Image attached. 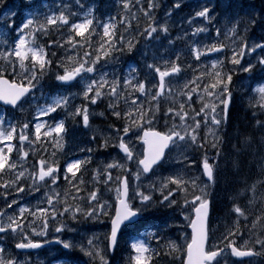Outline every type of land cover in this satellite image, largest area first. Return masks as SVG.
Segmentation results:
<instances>
[{
    "label": "rangeland",
    "instance_id": "rangeland-1",
    "mask_svg": "<svg viewBox=\"0 0 264 264\" xmlns=\"http://www.w3.org/2000/svg\"><path fill=\"white\" fill-rule=\"evenodd\" d=\"M153 2L159 5L150 12V16L154 18V21L144 15V11H148V0H140L139 4L136 3V0H128L130 5L129 10L124 9V0H101L98 13L94 12V7L88 3V0H79V3L77 0H33L31 5L27 3V0H7L10 12L15 11L17 13L13 18L17 26L26 17L36 13L37 10L39 13L36 16L38 22H46L45 15L59 16L61 12H64L68 17L69 25H60L57 22L55 25L48 26L49 31L55 36L54 40H58L60 44L64 45L63 47L54 45L51 48H46L48 58L54 59L55 68L57 69L54 70L56 74L58 72L63 74V67L58 68L57 65L67 64L68 56L84 59V52L88 51L92 55L87 59H94L97 55L96 50L102 42L105 48H107V40L113 39L115 41L114 37H105L103 30L104 23L113 25L110 18L114 16L119 17L120 37H118V42L127 55L121 56L119 54L121 48L116 44V41L115 48L111 51L110 56L106 59L102 58L96 64V71L94 73L82 74L85 77L84 80L79 79L74 85L68 87L59 86L61 83L56 80L58 87L53 91L50 98L42 96L37 91L28 98L27 103L23 104V110L20 107L7 112L0 109V116L4 117L3 127L8 129L9 122L16 126V133L10 142L13 151L8 155L10 162L17 163L16 169L8 171L6 168L4 173L0 174V183L14 180L16 174L23 170L25 171V177L18 182V186L26 187V191L19 195L16 194L15 189L12 187L8 189L0 188V193H9L7 201H5L3 196H0L2 211L8 215L18 216V209L21 206L28 207L34 212L37 205L41 208H46L49 212V226L46 234L38 236L34 235L32 231L33 228L37 232L43 229V219L40 218V213H37L35 218L26 213L24 219L21 221L25 227L22 232L19 231V238L22 239L25 235L29 237L38 236L42 239L45 238V241L59 239L75 245L72 249H65L62 244L52 245L42 253L34 252L28 255H17L11 253V247L14 245H10L9 241L0 238V248L4 249L3 257L5 259L11 257L17 260L18 264H93L91 258L84 256L83 252L80 251V245L83 244L87 248L88 239L95 237V244L103 251L108 264H130V257L135 255L131 245L136 240L160 252L159 256L154 257L147 264H178V261L172 260L171 257L165 256L163 253L166 251L165 246L169 241L178 242L183 247L185 237L190 239L189 221L184 220V216L188 215L192 219L193 209L191 205L181 208L183 198L180 194L176 195L177 206L168 207L167 202L161 205L159 201L163 197L160 185L164 177L179 175L188 181L198 177L197 183L199 187H204V184L207 182L204 180L200 169L205 159L202 148H196L195 146L185 149L173 148L171 152L167 153L162 166L156 168L155 174L142 175L140 180H136L134 176L119 169H108L107 171L112 176V179L108 181L105 171L106 164L113 161L123 162L120 160L122 155L118 147L111 146V143H118L117 133L114 129H122L126 121L124 118L117 119L114 117L112 115L113 109H110L111 118L96 114L94 106L97 103L90 105L84 101L82 96L83 88L85 83H90L92 79L99 80L102 75L107 74L106 79L109 83L114 79L120 82L117 97L113 99L109 95H104L97 102L108 97L109 103H113L114 106L118 105L116 110L122 114L141 105L147 110L150 104L155 106L157 101H152L150 96H143L131 87L126 88L123 83L124 78L128 77L132 79L133 84L144 82L146 87L151 90V94H154L159 86L160 78L154 68L149 69L147 65L152 63L163 71L170 70L172 63L175 62L181 68V71L165 77L166 87L163 96L158 98L159 111L156 114L153 127L156 128L160 123V115H163L164 119L170 123L169 128L174 123L180 125L181 121L179 116H175V112L169 113L168 116H165V113L170 107L175 111H179L180 104L183 103L185 111L188 113L185 127L191 131L195 127L193 120V117H195V120L200 121V127L196 130L197 142L203 144L201 141H205L206 138L213 143L214 136H218L221 139L224 125H230L232 122L230 117L226 122H222L219 128L211 123L213 115L211 105H218L216 111L220 114V118L223 117L221 111L223 106L220 105L219 100L216 98L219 88L215 90L208 88L207 92H211L212 95H208L205 91L206 86L214 82V73L216 71L228 73L232 70L233 79L230 85L232 107L234 105L237 106L240 102H246L253 105V111L257 110L258 113H264V109L259 107L261 100L259 93L256 91L257 88L264 86V71L261 70L257 63V57L264 55V52L261 49H257L251 55L246 54L241 60V65H233L230 62L232 50L239 52L245 41L250 47L255 43L264 44V0H153ZM176 3L180 4L179 8L175 7ZM203 7L210 9L209 15L210 17H214V19L205 20L202 17L196 16V12L202 10ZM89 9L92 10L91 15H88ZM141 9L144 11H141ZM168 11H171V16L166 15ZM72 13H75V15H72ZM133 14H135L134 17ZM245 15L248 16V21L254 19L256 23L254 25L250 22L248 23L244 19ZM85 18L93 20V24L89 26V31L85 32V36L91 42L90 45L84 43V46L80 47V44L77 43L75 47H72L65 43L69 36L73 37L74 41L83 43V38L76 36L75 32L70 30V25L72 23H82ZM122 20L123 22H121ZM0 21H3L0 22V51H3L5 49L3 37L8 32L6 23L10 22L4 20V8H0ZM237 21H239L240 26L237 35L233 36L229 33L228 29ZM150 23L158 28V32L154 33L151 39L147 38L146 35H141ZM165 23L167 24L168 32H160L159 27ZM246 27L247 31H245ZM200 28H204L206 31L198 32L197 29ZM218 29L220 32L219 36L217 35ZM39 34V32L36 33V36ZM121 36L123 37V44L120 43ZM27 38L31 40V36H27ZM7 39L10 42V46L14 48V43H11V41L16 39V33L14 31L11 32L7 36ZM169 40L172 41L171 44ZM128 41H131L135 45L131 53L126 48ZM220 44L225 45V52L209 56L208 53L210 51H208V48L212 45ZM193 48L204 53L200 56L199 60L196 59L192 51ZM52 52H55L56 55L53 56ZM217 61H223V64L218 65L214 69L213 63ZM249 62L256 64V67L250 73L244 72L242 66H247ZM133 68L136 71H131ZM193 81L195 82L193 83ZM153 85L156 87H153ZM193 88L196 89L195 92L191 91ZM108 90L109 85L107 84L101 89L105 93ZM186 93L191 94V101L188 100ZM58 95L68 97L67 108L57 109L55 113H51L48 116H39V107L45 106L46 100L48 103H51V98ZM133 99L136 100V105L131 104V100ZM86 104L89 107L90 114L89 128L84 127L82 117H79V120L75 121L77 117L70 115V113L75 111L76 107ZM204 104H208L209 107L205 109L204 113L197 116L196 113L200 111ZM105 108L109 112V107L105 106ZM153 110L155 111V107H153ZM55 115L60 116L61 120L62 118L65 120L66 131L61 133L63 139L60 140L63 147H57L58 138L54 132L51 136L43 135L49 127L55 126L57 122ZM96 115L106 121L103 126L92 124V118H96ZM205 115L207 116V125H205ZM239 115L242 116V113H239ZM174 116L175 119H173ZM24 123H28L29 125V128L24 130L29 139L21 144L19 136ZM38 123L44 125L41 129L40 141H36L35 126ZM148 127L149 125H144L145 129ZM177 130L182 131L180 128ZM134 131L140 130L134 129ZM122 134L121 131L120 135ZM130 135L132 134L130 133ZM93 136H95V140H93ZM107 136H111L112 138L109 146L107 148L100 147L103 144V137ZM132 139L136 145V151L142 152L143 145L140 144V141L135 136ZM7 143L9 142L0 144V148H3L5 153H7ZM88 148H91L92 151H87ZM198 151L200 155L196 154ZM184 152L187 153L186 156L183 154ZM23 153H27V156H23ZM41 158L48 164L55 163L58 165L59 171L56 173L57 183L52 185L49 181L47 185L41 184L38 192L34 189L29 192L27 186L33 183L29 173L39 172V160ZM76 159L88 161L81 172H77V178L73 180V184L81 189L79 192H77L76 187H73L72 184H69L65 180L66 164ZM256 166L258 168V164ZM83 170H85L86 175L82 174ZM131 170H135V165L131 166ZM68 176L72 179L70 173ZM94 176L96 177L95 179L93 178ZM117 176H127L131 186V197H135V192L139 190L146 195H151L153 200L148 205L147 210L141 211L142 220L123 230L120 234L116 251L113 254H109L108 240L106 239L107 234L110 232L109 218L101 216L99 220H92L78 214L77 219L73 220L71 215L72 210L76 207H79L83 211H87L91 207L88 194L92 190H99L100 202L105 203L106 210L114 215V206L116 204L115 189L119 186V182L116 179ZM261 179H264V176ZM80 180H83V184L80 183ZM137 185H139L138 188ZM152 185L155 187L153 188ZM169 187L175 188L174 185H170ZM199 187L196 189V194H199ZM228 189H223V193L220 195L221 201L216 203L215 212H213L212 208L210 219H212L213 228L211 229L210 236L213 244L223 241L224 236L229 231L235 232L238 240L245 242L248 240L246 232L248 231V225L251 223L248 220H254L257 216L264 215V201L256 200L253 203H249V200L246 201L244 197L243 201L241 200L240 207L248 218L245 219L243 216L237 217L235 214L231 222H229V219L223 216L226 210L222 206H225L229 199H236L239 195L229 196ZM187 190L190 194L192 193L191 183L187 185ZM207 191L210 195L213 193L210 186L207 188ZM259 191H264V187L259 188L258 195ZM45 192L53 198L52 208L47 204L44 196ZM164 192L167 194V189H164ZM56 193H59L58 197ZM74 196L77 198L73 199ZM13 199L17 201V204H14L12 208H8L7 203H11ZM188 199L191 200L192 196L189 195ZM130 202L134 207H141L139 197H135ZM65 207H69L70 211L64 215H59ZM53 208L55 209L56 219H51ZM155 209L161 210L158 211L157 215L153 216L152 212ZM221 210H223V213ZM97 211H99L98 207ZM101 220L104 222L101 223ZM5 222H7L6 218ZM62 225L65 226L63 230L59 233L56 232L55 229ZM261 233H264V230H259L252 236L257 237ZM229 239L232 240V236ZM222 261L224 264H232L228 262L226 256L223 257ZM95 264H100V261L96 260Z\"/></svg>",
    "mask_w": 264,
    "mask_h": 264
},
{
    "label": "snow or ice",
    "instance_id": "snow-or-ice-1",
    "mask_svg": "<svg viewBox=\"0 0 264 264\" xmlns=\"http://www.w3.org/2000/svg\"><path fill=\"white\" fill-rule=\"evenodd\" d=\"M79 3V0H77ZM27 3L31 5L33 0H27ZM136 3L139 4L140 0H136ZM158 4H155L153 0H148V11H144L145 17H148L150 20L154 21V18L150 16V12L158 7ZM123 7L125 10L130 9V5L128 0H124ZM176 8L180 7L179 3L175 4ZM0 8H4V20L10 21L6 23V29L8 32L3 37L5 43V49L0 51V102L4 105H10L12 108L20 107L23 110V104L28 102V97L32 94L33 90L37 87L40 80L43 76L50 70L52 60L48 58V52L46 51L44 46L37 44V36L36 33H41L44 35H48L50 25H55L59 22L60 25H69V19L61 12L59 16H48L45 15L46 22H38L36 16L39 14L38 10L36 13H33L26 17L19 26L16 25L15 20L13 19L17 13L15 11L9 10L7 6V0H0ZM92 10L89 9L88 15H91ZM210 9L208 7H203L202 10L196 12L197 17H202L205 20L214 19V17H210L209 15ZM171 11L166 13L167 16H171ZM75 15V13H72ZM135 14H133V17ZM114 19V17L110 18ZM3 22V21H0ZM123 22V20L121 21ZM251 24H255L256 21L251 19L249 21ZM93 24L92 19L85 18L82 23H72L70 25V30L75 32V35L83 38V43L79 41H74L73 37L69 36L65 43L75 47L77 43L80 44V47L84 46V43H88L90 45V40L85 36V32L89 31V26ZM240 23L237 21L232 24V26L228 29L229 33L233 36L237 35ZM115 25H110L109 23L103 24L104 36L105 37H114L115 33L110 32V28H114ZM26 30L27 33H26ZM247 27L245 31H247ZM16 33V39L11 41L14 43V48L10 46V42L7 39V36L11 32ZM160 32L167 33L168 27L167 24H163L159 27ZM198 32L206 31L204 28L197 29ZM158 32V28L153 26L152 23L148 25L141 33V35H146L147 38H153V34ZM217 35H220L219 29L217 30ZM27 36H31V40L27 38ZM179 38V37H178ZM120 43L123 44V37L121 36ZM171 44L172 41L169 40ZM108 47L105 48L104 43L102 42L99 48L96 50L97 55L94 59H87L91 57V53L88 51L84 52V59L74 58L72 56L67 57V64H58L57 67H63V74L59 72L56 74L55 79L61 84L70 85L71 82L77 80L79 77L81 80H84L85 77L82 75L83 73L92 74L96 71V64L104 58H108L110 56L111 51L115 48V41L113 39L107 40ZM54 45H59L63 47V44H60L58 40H52L48 44V48L53 47ZM225 45H212L208 48V51L221 52L223 51ZM127 51L129 53L135 48V45L128 41L126 45ZM257 49H261L264 52V44L255 43L251 47L245 41L240 51L232 50L231 64L233 65H241L242 58L247 54L251 55L256 52ZM121 51L124 49L121 48ZM246 50V51H245ZM193 53L197 60L200 59V56L203 55L201 51L196 48L192 49ZM102 53V55H101ZM52 55L55 56L56 53L52 52ZM179 59V57H177ZM257 63L259 64L262 71H264V55L257 57ZM223 61H217L213 63V68H217L218 65H222ZM71 65V66H68ZM149 69H153L159 75L160 83L154 94H151V90L146 87L144 82H137L136 84L132 83V79L125 77L124 85L125 87H131L135 91H138L143 96H150L152 101H157L155 106L148 107L145 110L142 105L135 107L133 110L126 111L123 114L116 110L118 105H113V103H109V108L113 109L112 115L117 119L124 118L125 124L122 129L116 128L114 131L117 133L118 143H111L112 147H118L119 151L123 153V156L120 158L121 161H113L112 163H108L105 166V171L107 174L108 181L112 179L111 173L108 172V169H119L122 172L128 173L129 175L134 176L136 180H140L141 176H148L149 174H155L156 168L162 166L164 163L167 153L171 152L173 148L185 149L191 148L195 146L197 148H203L204 144L198 143V138L196 135V130L200 127V121L195 120L193 117L195 127L192 128L191 131L185 127L186 118L188 113L185 111V105L183 103L180 104L179 111H175L173 108H169L165 113V116H168L169 113L175 112V116H179L181 121L180 125H176L175 123L172 125L168 131L161 132L155 130L153 127V122L156 119V114L159 111V103L158 98L163 96L164 89L166 87L165 77L173 74L179 73L181 68L175 62L172 63L170 70H161L158 66L149 63L147 65ZM256 67V64L249 62L247 66H242V70L244 72H252ZM239 70V69H237ZM131 71H136V69H132ZM232 70L228 73H223L221 71H216L214 73V82L207 85L205 91L207 92L208 88L213 90L219 88V93L216 98L219 100L220 105H222V113L223 117L220 118V114L217 113L216 109L218 105H211V112L213 113L211 123L216 125L217 128L222 124V122H226L228 118L229 105L232 100V94L230 85L232 83ZM106 75H102L99 80L92 79L90 83H85L83 88L82 96L84 101L87 104L95 105L97 100L100 99L104 95H109L115 99L117 97V90L119 88V81L113 80L111 83L106 79ZM6 76L10 78H5ZM195 81H193L194 83ZM109 85V90L107 93L101 91L105 87V85ZM153 87H156L153 85ZM169 91H171L169 89ZM195 92L196 89L193 88L191 90ZM259 93L261 103L259 107L264 109V86H261L256 89ZM188 95V100L191 101L192 97L190 93H186ZM208 95H212L211 92H207ZM127 100V98H125ZM86 105H81L75 108L73 113H70L73 117H82L83 125L85 128L90 127V114L89 107ZM132 105H136L137 102L135 99L131 100ZM68 105V97L63 95H58L57 97L51 98V103L45 101V106H41L38 109L39 116H48L51 113H55L57 109H66ZM155 107V111L153 110ZM208 104H204L200 111L196 113L197 116L204 113L205 109L208 108ZM100 115H104V113H100ZM175 116L173 119H175ZM167 123V122H166ZM4 117L0 116V144L9 142L6 144L7 153H5L3 148H0V174H3L5 169L8 171H12L17 168V163L10 162L9 155L13 151V147L10 142L13 140L14 135L16 133V126L12 125L9 122V128L5 129L3 127ZM149 125L148 128H144V125ZM205 125H207V116L205 115ZM257 126L264 127L261 125L260 121H257ZM44 127L43 124H36V141H40L41 139V129ZM28 123H24L21 127V134L19 136V140L21 144L24 141L28 140L29 137L24 133L25 129H28ZM178 128L182 129L177 130ZM134 129H139L140 131H134ZM66 131L65 123L63 120H59L55 123L54 127H49L47 131L43 133L44 136H51L54 132L58 138L57 147H63L60 143L62 140L61 133ZM122 131V135H120ZM142 132V135L140 134ZM130 133L132 135H130ZM135 136L137 140L143 145L142 152L136 151V145L133 143L132 137ZM127 137V139H126ZM111 136L103 137V144L100 147L107 148L111 142ZM93 140H95V136H93ZM190 141V142H189ZM220 142V138L218 136H214L212 147L218 148V144ZM205 143H207V139L205 138ZM83 150V149H82ZM21 151H23L21 149ZM87 151L91 152L92 149L88 148ZM185 156L186 152L183 153ZM219 150H217V156H219ZM23 156H27V153H23ZM90 160V158H89ZM86 160L76 159L74 161H70L66 164L65 169V180L68 181L69 184H72L73 187H76L77 192L81 191V189L73 184V180L77 178V172L80 171V168L83 164H85ZM39 172L29 173L32 179V184L27 186V190L31 192L33 189L35 191L40 190L41 184L47 185L49 181L52 185L57 183L56 173L59 171L58 165L55 163L48 164L44 159L39 160ZM135 165V170H131V166ZM203 175L207 178V182L211 184L216 183V176L214 172V166L210 164L207 158L204 159L203 164ZM71 174V178H69L68 174ZM25 177V171H19L14 180L5 181L0 183V188L8 189L12 187L15 189L17 195L26 191L25 186H18V182ZM96 178L95 176L93 177ZM117 181L119 182V186L116 187V204L114 206L115 211L114 215H112L108 210H106L105 203L100 202L99 198V190H92L88 194V200L91 207L87 211L81 210L79 207H76L72 210L71 218L73 220L77 219V215H84L85 218H89L92 220H99L101 216H107L110 220L111 228L110 233L107 234L106 239L108 240V248L110 250H115L119 243L118 233L122 230L123 227H127L128 224L125 222H131L133 218L139 216L142 210H147L148 205L152 202L153 197L151 195H146L144 192L137 190L135 192V197H139L141 207H134L131 204V200L135 197L130 196L131 186L129 184L127 176H117ZM199 178H193L191 181L185 180L183 177L179 175H172L168 177H164L161 181L160 190L161 195L163 197L162 200L159 201L161 205H164L167 202L168 207L177 206L178 201L176 199V195L180 194L183 198L184 206L191 205L193 211L195 212V218L191 219L188 215L184 216V220L189 221V227L191 228V238L190 240L185 237V246H181L178 242L169 241L165 246L166 251L163 253L165 256H169L174 261H180V264H220L218 257H221L224 253V248H220L219 245L213 244L210 236V228H209V216H210V204L211 201L208 198L209 192L207 188L209 187V183H205L204 187H199L197 180ZM80 183L83 184V180H80ZM107 183V181H105ZM191 183L192 193L190 194L187 190V185ZM170 185H174L175 188L169 187ZM139 185H137V188ZM154 188L155 186L152 185ZM199 187V194H196V189ZM264 187V179H258L253 182L245 191L246 193L250 192L251 197L249 198V203H253L256 200L264 201V191H259V188ZM164 189H167V194H165ZM111 191V189H109ZM9 193H0V196H3L5 201H7V196ZM189 195L192 196V199L189 200ZM44 196L47 200V204L50 208L53 207V198L48 195L47 192L44 193ZM56 196H59V193H56ZM77 197L74 196L73 199ZM95 202V203H93ZM14 204H17V201L13 199L11 203H7L8 208H12ZM97 207L99 211H97ZM237 217L243 216L245 219L248 217L245 215L244 210L239 205H233L232 209ZM70 211L69 207H65L63 212L59 213V215H64ZM19 215H8L6 212L0 211V233L7 234L9 231L11 233H17L19 231H23L25 225L21 222L25 214H29L34 218L37 216V213H40V218L43 219V229L39 232L32 229L34 235L43 236L46 234L48 229V217L49 212L46 208H41L37 205L36 211H32L28 207H19L18 209ZM5 218L7 222H5ZM51 219H56L55 209L53 208V214L51 215ZM264 220V216H257L253 220V228H255L261 221ZM103 223L104 221H100ZM238 223V220H237ZM65 226L62 225L55 229L56 232H61ZM235 232L229 231L226 236H224V240L227 241L225 244V248H230L233 256L236 257H253V256H264V239L258 238L255 243L259 245V251L255 248H247V242H245V246L243 249L235 246V241L230 240L229 237L235 236ZM23 241L19 242L15 245L17 249H36L40 248L42 245L39 242H34L30 240L26 235L23 236ZM57 244H62L65 249H72L75 245L66 242L57 240ZM88 247L85 248L83 244L80 245V251L83 252L84 256L91 258L93 264H95L96 260L100 261V264H108L107 259L103 251L96 246L95 237L88 239ZM132 251L135 255L130 257V264H147L148 261L152 260L154 257L159 256L160 252L156 249H151L146 246L144 243L139 240L133 241ZM4 249L0 248V264H18V261L9 257L5 259L3 257Z\"/></svg>",
    "mask_w": 264,
    "mask_h": 264
},
{
    "label": "trees",
    "instance_id": "trees-1",
    "mask_svg": "<svg viewBox=\"0 0 264 264\" xmlns=\"http://www.w3.org/2000/svg\"><path fill=\"white\" fill-rule=\"evenodd\" d=\"M101 4V0H98ZM55 36L52 32L48 35L39 34L38 39L40 43L47 48L50 41ZM57 70L54 66V59L52 58V64L50 70L43 76L41 82L43 83V91L47 92L57 83L55 79ZM242 113V116L239 115ZM244 115V114H247ZM231 124L227 125L223 132V142L221 147L216 150H211L207 144H204L202 151L204 156L211 161H216L215 169L219 176H222L220 184L222 189L229 188L227 192L229 195L236 196L244 192L243 181L256 175L257 164L260 165V161L263 154L264 139V127L257 126V121L263 119L261 114H258L256 110L253 111V107L246 102H240L237 106H233L230 114ZM264 120H262L261 125ZM260 140V143H259ZM262 140V141H261ZM259 143V144H258ZM217 150H219V156H217ZM239 151V152H238ZM246 159V160H245ZM221 188V192L223 193ZM243 201V200H242ZM241 201V202H242ZM235 201L229 199L225 206V210H229L233 207ZM217 207V206H216ZM223 213V210H221Z\"/></svg>",
    "mask_w": 264,
    "mask_h": 264
},
{
    "label": "flooded vegetation",
    "instance_id": "flooded-vegetation-1",
    "mask_svg": "<svg viewBox=\"0 0 264 264\" xmlns=\"http://www.w3.org/2000/svg\"><path fill=\"white\" fill-rule=\"evenodd\" d=\"M252 242L253 240L249 241V243ZM247 248H255L257 251H259V245H248V241ZM253 262L256 264H264V256H254L252 259H246L245 261L241 262V264H253Z\"/></svg>",
    "mask_w": 264,
    "mask_h": 264
},
{
    "label": "water",
    "instance_id": "water-1",
    "mask_svg": "<svg viewBox=\"0 0 264 264\" xmlns=\"http://www.w3.org/2000/svg\"><path fill=\"white\" fill-rule=\"evenodd\" d=\"M215 53H219V52H213V54H215ZM72 83V82H71ZM0 104H2V105H4L2 102H0ZM7 106V105H6ZM123 154V153H122ZM194 214H195V212H194ZM195 218V217H194ZM137 220V217H135V218H133L132 219V221L131 222H135ZM131 222H125L126 224H128V223H131ZM123 227V226H122ZM190 230H191V228H190ZM119 234V233H118ZM44 245H42L40 248H42ZM37 249H39V248H36V249H18V250H20V251H33V250H37ZM234 257H236V256H234ZM236 258H238V259H240V258H242V257H236Z\"/></svg>",
    "mask_w": 264,
    "mask_h": 264
},
{
    "label": "bare ground",
    "instance_id": "bare-ground-1",
    "mask_svg": "<svg viewBox=\"0 0 264 264\" xmlns=\"http://www.w3.org/2000/svg\"><path fill=\"white\" fill-rule=\"evenodd\" d=\"M239 152V151H238ZM228 189V188H227ZM33 193V192H32Z\"/></svg>",
    "mask_w": 264,
    "mask_h": 264
}]
</instances>
